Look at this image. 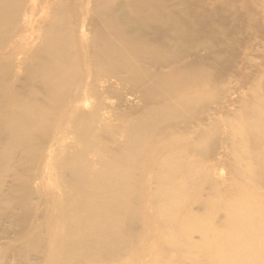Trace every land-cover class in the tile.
Here are the masks:
<instances>
[{"label":"bare ground","instance_id":"obj_1","mask_svg":"<svg viewBox=\"0 0 264 264\" xmlns=\"http://www.w3.org/2000/svg\"><path fill=\"white\" fill-rule=\"evenodd\" d=\"M229 72L263 81L264 0H0V217L18 236L0 264H264V102L161 132ZM216 119L230 142L207 165Z\"/></svg>","mask_w":264,"mask_h":264},{"label":"rangeland","instance_id":"obj_2","mask_svg":"<svg viewBox=\"0 0 264 264\" xmlns=\"http://www.w3.org/2000/svg\"><path fill=\"white\" fill-rule=\"evenodd\" d=\"M180 2L183 4H186V3H189L190 0H180ZM188 6H190V5H188ZM185 7L188 8L187 6H185ZM184 10L186 12H188L187 9H184ZM183 18H187V16L185 15ZM251 59L254 61V58L251 57ZM208 71H210V70H208ZM207 73H209V72H207ZM230 75H231V72L227 73L226 78H229ZM221 86H222V88L220 91L209 90L210 95L208 96L207 101L198 102L193 108L189 109L188 112L186 114H184L183 116L180 115V117L174 118L173 120L165 123L162 126L161 132L165 133L166 130L168 129L169 125L172 122H174L176 127L178 128L175 133H179V130H180L179 128L181 126H183L185 121H187V119L189 117H195V115L197 113H199L201 110H203V106L205 104L214 103L215 101H221V103H222V101L225 99V97L230 99L231 106L229 108L231 110L238 107V104H236L237 101L244 100L245 102H247L249 104L253 97L264 102V78H263V81L261 84H256V83L250 84L249 81L246 84H242L240 77H238V76H236L234 78L230 77L229 82H227L226 84L221 85ZM109 87L111 88L110 89V92H111L110 95L108 96V95L104 94L106 103L110 105L112 110L120 111V110L124 109L125 104L121 100V95L123 94V91L120 90L119 88L117 89V87H114V86L113 87L109 86ZM206 88L208 89L207 85H206ZM252 91H253V96H250ZM128 102H129V105L132 106V108H134V109L137 108V102L135 100L130 99ZM117 111H115V112H117ZM261 114H262V119L264 120V113H261ZM256 116H257V114L255 113V114L249 116V119H254V118H256ZM216 122H217L218 129L213 131V132H215V135H213V132L208 135V138H207L208 140L206 142L207 144H212L213 146L205 147L202 151L203 162H201V163H203V164H207V165L214 164L216 158L219 157L220 154L222 153L221 147L224 146V144H225L224 141L230 142V141L226 140L225 136L223 135L222 127L225 124L224 120L216 119ZM238 124L242 125V120H236V119L234 120L233 119L229 123V125H231L233 127L237 126ZM256 129L257 128L254 125L251 126V128H248L247 134H248V136H250V138H252V137L254 138L257 136L258 132ZM177 135H179V134H176V136ZM234 142H235V140H234ZM237 143L238 142H236V145H238ZM258 147H255V148L250 147V148H248V152L249 153H255L257 151L256 149ZM242 151H241L240 147H238V153H239L240 157L244 156V153ZM213 153H215V154L213 155ZM226 155H228V154H225V157L228 159L227 163L229 164V167H226L223 170V173L221 172L223 175L226 172H229L230 167L232 166V168H233V164H234L231 156L230 155L226 156ZM260 161L262 162V164H264L263 158H261ZM223 175H222V177H223ZM219 180L220 179H218V177H217L215 180H210V181L208 180V181H204L201 184H199V185L203 186V191H202L203 197H205V196L211 197V194H212L211 185H214L213 184L214 182L215 183L219 182ZM10 183H11V180L9 177H7L6 186ZM50 185L51 186H49V187H53V184H50ZM194 211H196L199 215L202 213L201 209L197 208V207L194 209ZM17 237H18L17 232L14 229L10 228V224L8 222H6L5 219L1 216L0 217V250L2 249L4 244L6 246L10 245L11 243L16 244V238ZM195 240L196 239L194 238L193 241H195ZM18 249H20V246H18ZM13 250L8 251L7 253L4 252V254L2 256L3 257V259H2L3 264H24L23 263V256H19L17 258V255L21 254L23 252L21 250H18V251H13Z\"/></svg>","mask_w":264,"mask_h":264}]
</instances>
